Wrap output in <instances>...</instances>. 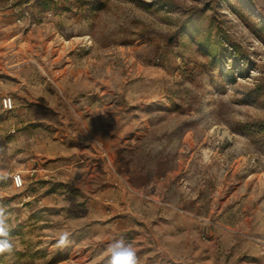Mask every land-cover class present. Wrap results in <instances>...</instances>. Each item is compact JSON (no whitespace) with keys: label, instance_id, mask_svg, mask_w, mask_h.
I'll return each mask as SVG.
<instances>
[{"label":"rangeland","instance_id":"obj_1","mask_svg":"<svg viewBox=\"0 0 264 264\" xmlns=\"http://www.w3.org/2000/svg\"><path fill=\"white\" fill-rule=\"evenodd\" d=\"M0 209V264H264V0H0Z\"/></svg>","mask_w":264,"mask_h":264},{"label":"clouds","instance_id":"obj_2","mask_svg":"<svg viewBox=\"0 0 264 264\" xmlns=\"http://www.w3.org/2000/svg\"><path fill=\"white\" fill-rule=\"evenodd\" d=\"M8 235L5 227L4 211L0 209V237H6ZM68 242V233L65 232L59 238V244L64 245ZM12 244L7 239H0V253L10 251ZM118 249V250H116ZM109 252L111 253L108 264H138V258L134 246L121 239L109 246Z\"/></svg>","mask_w":264,"mask_h":264},{"label":"built area","instance_id":"obj_3","mask_svg":"<svg viewBox=\"0 0 264 264\" xmlns=\"http://www.w3.org/2000/svg\"><path fill=\"white\" fill-rule=\"evenodd\" d=\"M3 105L6 106L7 105V101L6 99H3ZM11 182L12 185L16 188H20L23 186V176L20 172H15L12 174L11 177Z\"/></svg>","mask_w":264,"mask_h":264}]
</instances>
